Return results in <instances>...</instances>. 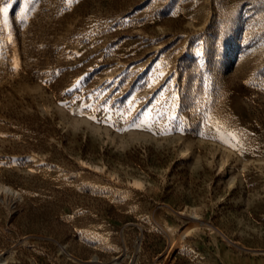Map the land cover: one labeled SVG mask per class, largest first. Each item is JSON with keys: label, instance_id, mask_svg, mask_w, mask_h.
<instances>
[{"label": "rangeland", "instance_id": "374dc122", "mask_svg": "<svg viewBox=\"0 0 264 264\" xmlns=\"http://www.w3.org/2000/svg\"><path fill=\"white\" fill-rule=\"evenodd\" d=\"M5 4L0 264H264V0Z\"/></svg>", "mask_w": 264, "mask_h": 264}, {"label": "snow or ice", "instance_id": "6c2138e0", "mask_svg": "<svg viewBox=\"0 0 264 264\" xmlns=\"http://www.w3.org/2000/svg\"><path fill=\"white\" fill-rule=\"evenodd\" d=\"M10 5L5 4L3 8H0V13L3 14V27H0V32H3L4 28L8 26V13Z\"/></svg>", "mask_w": 264, "mask_h": 264}, {"label": "bare ground", "instance_id": "6f19581e", "mask_svg": "<svg viewBox=\"0 0 264 264\" xmlns=\"http://www.w3.org/2000/svg\"><path fill=\"white\" fill-rule=\"evenodd\" d=\"M1 188H7V189H12L9 185H7V184H3V183H1L0 182V189ZM63 249V248H62ZM95 261H97V258L95 257ZM116 262V261H115ZM92 264H97L96 262L95 263H92ZM116 264H118V261H117V263ZM131 264H137L135 261H133Z\"/></svg>", "mask_w": 264, "mask_h": 264}, {"label": "water", "instance_id": "95a60500", "mask_svg": "<svg viewBox=\"0 0 264 264\" xmlns=\"http://www.w3.org/2000/svg\"><path fill=\"white\" fill-rule=\"evenodd\" d=\"M63 248H64V246H63Z\"/></svg>", "mask_w": 264, "mask_h": 264}]
</instances>
